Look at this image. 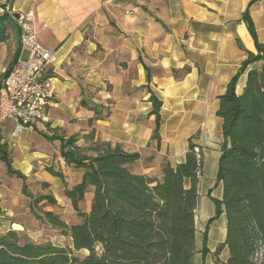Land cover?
<instances>
[{"label":"crops","instance_id":"1","mask_svg":"<svg viewBox=\"0 0 264 264\" xmlns=\"http://www.w3.org/2000/svg\"><path fill=\"white\" fill-rule=\"evenodd\" d=\"M251 1L0 0V80L19 56L28 57L20 43L16 19L20 14L35 12L38 40L54 53V61L45 70L54 86L47 120L33 122L19 135L13 134V120L0 122V142L8 144L13 167L36 177L37 188L42 182L56 187L61 184L59 177L48 171L32 173L35 162L49 157L47 144L59 151L56 137L78 135L81 145L93 136L94 141L138 152L135 171L161 179L163 159L183 162L192 138L203 155L200 198L207 196L216 178H209L206 185L207 170L217 171L221 155L218 97L249 54L258 53L243 17L246 10L258 41L264 43V0ZM261 64L255 61L240 74L238 94L245 88L249 70ZM185 67L190 70L178 78L175 71ZM151 95L162 102L160 138L153 137L157 117ZM35 134L42 145L35 144ZM74 175L73 186L82 180L83 171L76 170ZM92 197L91 189L85 198L90 205L86 212L91 210ZM4 202L0 193L4 210L0 233L11 225L23 231L25 224L17 221V211ZM211 213L207 209L201 216L208 218ZM29 226L34 227L31 233L41 235L36 223ZM225 231L226 221L223 240Z\"/></svg>","mask_w":264,"mask_h":264},{"label":"trees","instance_id":"2","mask_svg":"<svg viewBox=\"0 0 264 264\" xmlns=\"http://www.w3.org/2000/svg\"><path fill=\"white\" fill-rule=\"evenodd\" d=\"M243 17L258 53L249 54L226 92L218 97L222 140L215 186L222 185L223 195L217 198L210 189L208 196L217 205L216 217L225 215L226 235L214 251L216 264H264V43L257 39L248 10ZM255 61H262L261 66L249 70L245 88L238 94L240 74ZM189 70L185 67L175 73L180 78ZM151 101L157 117L153 137L160 138L162 102L155 95ZM56 138L60 139V156L65 163L83 171L82 180L65 189L82 220L68 224L48 210L37 217L61 230L70 238V245L34 241L15 229L0 233V264H197L198 172L203 155L202 151L201 157L196 153L192 138L183 162L172 164L163 159L161 179L136 172L134 164L140 154L126 151L120 144L100 141L99 146L84 147L76 135ZM89 150L96 152L90 154ZM9 153L8 144L0 142V160L9 174L23 180L22 191L30 198L32 210L38 203L56 205L54 195L36 196L28 190L27 175L13 167ZM47 171L64 179L62 171L53 167ZM91 189L92 206L86 212L80 202ZM3 214L0 204V216ZM207 237L208 230L205 243ZM83 249L88 254L77 255ZM225 249L229 255L224 261L220 255Z\"/></svg>","mask_w":264,"mask_h":264},{"label":"rangeland","instance_id":"3","mask_svg":"<svg viewBox=\"0 0 264 264\" xmlns=\"http://www.w3.org/2000/svg\"><path fill=\"white\" fill-rule=\"evenodd\" d=\"M26 58V57H25ZM45 129L50 131L51 128L48 126H45ZM92 131L88 134L89 136ZM25 135L24 133L22 136ZM38 134H35L34 141L36 142L35 144L42 145L43 143L40 142L41 139H39L37 136ZM78 136V135H77ZM93 136L90 139H85V143L81 144L84 147H95L98 145V141L93 140ZM49 145V150H50V155L49 157L45 160H42L41 162H35L34 163V168L33 172L36 171H47L48 167H53L55 170L62 171L64 173V179H61V184L57 185L60 187H53L50 183V186H45L44 182L40 183L38 185V182L36 180V177H27V183H28V190L34 193L36 196H40L43 194H52L55 196L57 200L56 205H46L44 206L43 203H38L36 206H34V210L30 207V198L23 194L22 192V186H23V180L15 175H11L7 171V166L6 164L0 160V193L2 197L5 199L4 204L5 205H10L11 207H14V211L16 210L18 213V220L22 223H24V230L19 231L16 230L18 229L19 226L17 225H11V229H15L20 233V235L24 237H28L34 241H45V240H51L55 244L63 246V245H70V238L68 236L62 235L61 230L54 228L46 219L40 220L38 219V215L44 216V211H54L55 213L59 214L62 219H64L68 224H73L76 222L81 221L77 211L74 209L72 206L71 202L65 197V189L66 188H71L73 184L76 182L77 178L74 175V172L78 169H74L71 166H68L65 162L64 159L62 158L61 160L58 159L60 154L58 153V148L56 147L55 151L53 147ZM99 146V145H98ZM199 148V147H198ZM200 149V148H199ZM201 150V149H200ZM96 151L94 150H89L90 154L95 153ZM10 154V153H9ZM11 156V154H10ZM13 160V159H12ZM217 164V163H216ZM14 165V164H13ZM218 165H219V160H218ZM218 165H217V171H218ZM44 166V167H43ZM217 171L212 173L210 172V168H208L206 177H205V184H209V178L211 177H217ZM216 184V178H215V183L212 185L213 187L210 189H213L212 195L217 197V198H222L223 195V187L220 184L215 186ZM208 190V192L210 191ZM56 191L57 194L54 192ZM208 196V193H207ZM201 197L200 202L203 204L200 209H198V215L196 218V223H197V240H198V252L196 255L197 259V264H216L215 256H214V251L217 249L218 244L223 240V234H224V224L226 221V218H224L223 215L216 217V212H217V205L216 203L210 198V197ZM206 201V205L204 206V203ZM29 202V203H28ZM80 208L81 210H88L90 209L89 203L86 202V200H83L80 202ZM207 209H209L212 213L211 215H208L209 217L206 218V216H201L205 212H207ZM204 211V212H203ZM196 212V214H197ZM212 217H216L214 220L210 221L209 219ZM36 223L38 228H41V235H34L31 233L33 231L34 227H30V224ZM208 230V237L206 240V243L204 242V235L205 232ZM32 235V238L30 237ZM226 235V231H225ZM203 247L205 249L207 248L206 254L203 253ZM88 250L83 249L77 253L79 256H84L88 254ZM229 255L228 249H225L221 255L220 259L226 260Z\"/></svg>","mask_w":264,"mask_h":264},{"label":"built area","instance_id":"4","mask_svg":"<svg viewBox=\"0 0 264 264\" xmlns=\"http://www.w3.org/2000/svg\"><path fill=\"white\" fill-rule=\"evenodd\" d=\"M16 19L21 47L28 51V57L19 56L0 80V122L13 120V134L19 135L33 122L47 120L46 108L53 98L54 86L45 70L54 61V53L38 40L34 11L24 12ZM195 151L201 157L198 147ZM198 176L201 179V171Z\"/></svg>","mask_w":264,"mask_h":264}]
</instances>
